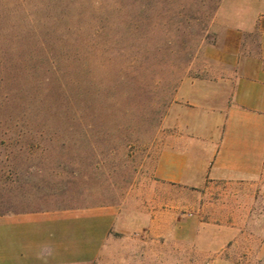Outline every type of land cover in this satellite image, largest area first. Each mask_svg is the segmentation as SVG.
<instances>
[{"label":"rangeland","instance_id":"obj_1","mask_svg":"<svg viewBox=\"0 0 264 264\" xmlns=\"http://www.w3.org/2000/svg\"><path fill=\"white\" fill-rule=\"evenodd\" d=\"M262 15L264 0H0V213L111 208L93 264H264V197L215 247L199 223L220 195L155 178L179 85L213 74L231 29L258 41Z\"/></svg>","mask_w":264,"mask_h":264},{"label":"crops","instance_id":"obj_2","mask_svg":"<svg viewBox=\"0 0 264 264\" xmlns=\"http://www.w3.org/2000/svg\"><path fill=\"white\" fill-rule=\"evenodd\" d=\"M259 22L258 41L233 28L214 46L213 74L184 79L162 123L173 131L155 178L220 195L199 223L215 247L245 235L264 197V15ZM117 220L111 208L0 213V264H93Z\"/></svg>","mask_w":264,"mask_h":264},{"label":"trees","instance_id":"obj_3","mask_svg":"<svg viewBox=\"0 0 264 264\" xmlns=\"http://www.w3.org/2000/svg\"><path fill=\"white\" fill-rule=\"evenodd\" d=\"M101 31H103V30H105V28H104V26H103V24L102 25H100V28H99ZM45 57H46V60H45V62H46V64L45 65H39V66H42V69H44V71H46V72H49V70L51 71V73H58L59 72V66H58V64H57V62H56V60H55V57H54V55L53 54H45ZM38 66V69H40V67ZM43 66H45V67H43ZM46 68V69H45ZM45 85H47L46 87H45V89H49V85L51 84L50 83V79H49V77L48 76H46L45 78H44V80L42 81ZM38 87H40V85H39V82H38ZM113 88H116V86H113ZM40 89V88H39ZM156 108H157V106H156ZM156 108H154L153 109V114H155L156 113ZM157 116H156V118H155V116H154V118H152V123H154L155 124V121L157 122ZM154 121V122H153ZM157 124H159V122L157 123Z\"/></svg>","mask_w":264,"mask_h":264}]
</instances>
